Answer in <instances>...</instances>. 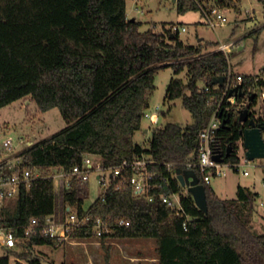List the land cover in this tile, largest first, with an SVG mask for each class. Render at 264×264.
Returning a JSON list of instances; mask_svg holds the SVG:
<instances>
[{
	"label": "trees",
	"instance_id": "1",
	"mask_svg": "<svg viewBox=\"0 0 264 264\" xmlns=\"http://www.w3.org/2000/svg\"><path fill=\"white\" fill-rule=\"evenodd\" d=\"M177 11L185 14L214 6L225 0H176ZM213 6V5H212ZM142 23L127 16V0H0V110L19 100H31L40 112L59 108L66 128L53 137L35 143L26 152L23 167L50 175L57 168L71 172L81 165L85 154L103 158L106 168L125 160L147 156L156 171L151 189L155 196H137L128 184H114L105 200L97 199L85 209L88 183L73 178L69 188H56L51 177L23 188L15 198V209L0 208V225L13 228L23 238L24 228L33 218L41 222L58 214L62 192L64 211L71 207L80 217L88 216L86 227L76 230L72 239L92 240L101 219L114 226L111 233L98 237L103 246L109 241L156 240V264H264V233L254 230L253 216L260 194L239 186L233 199L221 198L206 186L208 212L202 211L191 193L178 179L177 170L197 162L200 134L214 113L221 90L213 84L232 67L230 54L204 53L202 44H187L178 31L163 26L162 31L141 30ZM201 56L200 58H197ZM172 67L176 75L186 71L188 82L173 78L166 100L181 99L193 122L186 127L167 123L155 127L148 147L135 140L156 90L159 70ZM246 92L264 87V75H244L240 84ZM211 88L210 93L203 90ZM222 88V87H221ZM216 99L209 102L210 98ZM258 97L246 108L257 104ZM243 100L239 98V104ZM172 108L162 111L168 116ZM254 117V114L251 115ZM248 127L232 112L218 132L217 148L225 162L238 164V143ZM199 175V168H194ZM237 171V169L235 168ZM131 172L127 175L130 176ZM180 195L185 217L160 200V194ZM120 220L128 226H116ZM37 245L56 246L41 233L31 235L17 248L5 249L0 264H11V256L40 264ZM107 264L110 250L107 247ZM19 260V264H21Z\"/></svg>",
	"mask_w": 264,
	"mask_h": 264
},
{
	"label": "rangeland",
	"instance_id": "2",
	"mask_svg": "<svg viewBox=\"0 0 264 264\" xmlns=\"http://www.w3.org/2000/svg\"><path fill=\"white\" fill-rule=\"evenodd\" d=\"M216 5L215 3L212 4ZM210 5V6H212ZM208 6V8L210 7ZM226 21L223 25L213 28L208 24L202 10L180 14L174 0H127V16L142 23L141 30L154 28L162 31L163 26L178 31L181 40L191 45L202 44L204 53L216 51L221 43L236 42L230 54L233 70L238 73L256 74L264 68V0H230L229 4L221 7ZM183 28L186 30L184 31ZM203 38L200 42L199 39ZM200 42V43H199ZM237 54L235 56L234 54ZM264 75V73H262ZM173 78H182L188 82L186 71L180 75L174 73L172 67L161 69L155 78L156 90L152 96L150 108L146 111L152 118H143L141 130L135 134L137 143L145 147L150 145L152 131L155 127L167 123H176L182 127L193 122L191 113L184 107L181 99L167 101L168 86ZM262 88L257 87V114L264 112ZM242 102H240V105ZM171 112L164 117L162 111ZM66 122L59 108L48 112H40L31 100H19L0 110V145L6 138L18 141L21 137L35 143L49 139L66 128ZM264 136V134H263ZM245 147L239 142L240 162L238 171L229 168L220 177H213L211 188L221 198L233 199L237 196L239 186L248 187L258 192L253 216L254 230L264 233V158L244 162ZM94 161L99 158L93 157ZM250 172L249 176L243 174ZM103 192L98 181V173H92L88 183V195L84 206L89 208ZM15 200L6 203L10 209H15ZM57 219L63 221L67 212L64 211L62 192L58 196ZM107 247L110 250L111 264H155L157 262V247L154 239H129L109 241L102 245L98 237L92 240L73 241L59 247L52 245H37L35 253L43 260L53 264H107ZM19 253L30 252L27 247H17ZM0 256L7 253L0 250ZM11 264H19L18 258L10 257ZM21 260V259H19ZM22 264H29L26 259Z\"/></svg>",
	"mask_w": 264,
	"mask_h": 264
},
{
	"label": "built area",
	"instance_id": "3",
	"mask_svg": "<svg viewBox=\"0 0 264 264\" xmlns=\"http://www.w3.org/2000/svg\"><path fill=\"white\" fill-rule=\"evenodd\" d=\"M202 11L208 24L213 28H216L218 25H223L226 21L220 6H210L209 8L202 9ZM183 30L185 31L186 29L183 28ZM235 46L236 42L221 43L216 51H223L229 55ZM200 57L201 56H198L197 58ZM225 78L223 85H215L217 88H220L221 95L220 98L217 99L214 113L207 127L203 129L200 134L198 161L188 162L186 164V169L194 170L196 167L199 168L200 174L197 175L204 185H211L213 177H220L225 174L229 168L234 170L236 168L238 171L241 167V162L233 164L227 163L225 160L223 162H218L214 159L215 150H220L217 148L218 132L223 126L224 120L228 122L232 112H236V114L239 115L240 110L246 108L251 103L250 96L254 92H257L255 88L249 89V92H246L243 87L240 88L244 75L236 73L232 67L225 75ZM262 89V99L264 101V87ZM203 91L210 93L211 88L206 87ZM242 91L245 92L244 97L240 96ZM239 98L243 100L241 105L239 104ZM215 99V97L210 98L209 102ZM256 107L257 106L252 109L256 113V117H262L264 112L261 110L262 113L260 115L257 114L255 110ZM145 117L152 118L147 112L145 113ZM241 141L243 142V139ZM33 145L34 142L26 140L25 137H21L17 142L12 138H6L2 141L0 145V208L5 206L8 201L17 198L24 187L30 188L33 182L47 177H52L55 180L56 188H69L73 178H76L80 184L85 185L89 183L92 173L96 172L98 173L99 184L103 188V192L100 195L101 200H105L107 194L112 192L110 188L114 184H116L117 188H120L121 184H128L132 187L135 195L147 196L149 202H154L155 196L150 194V191L151 189H157L161 186V183L154 182L157 172L149 169V166L153 163L145 155L135 157L130 161L125 160L120 165L106 168L101 156L87 153L83 156L82 164L75 166L71 172L53 168L50 175H45L39 169L23 167V159L26 152ZM238 156L241 158L239 150ZM93 157L99 159L94 161L92 159ZM244 162H249L246 158V153ZM129 172H131L130 176L127 175ZM243 174L248 176L250 172L244 170ZM160 200L174 211L175 217L186 218L184 227L187 229V222L191 220V218L187 215L182 206L180 195L177 193L170 195L160 194ZM57 218L58 217L55 215H50L47 216L43 222L38 218H33L24 228L23 238L18 237L13 228L0 225V250L17 248L23 240L37 233L50 237L56 242L57 246H61L65 243H70L72 240L71 235L76 230L86 227L89 222L88 216L80 217L76 209L71 207L67 208V214L63 221ZM128 225L129 222L120 220L116 226ZM113 227L114 226L105 224L101 219L97 220L95 225L96 237L102 236L104 232L111 233ZM17 261H19V259Z\"/></svg>",
	"mask_w": 264,
	"mask_h": 264
},
{
	"label": "water",
	"instance_id": "4",
	"mask_svg": "<svg viewBox=\"0 0 264 264\" xmlns=\"http://www.w3.org/2000/svg\"><path fill=\"white\" fill-rule=\"evenodd\" d=\"M176 2V0H174ZM135 20V19H132ZM225 76L216 77L213 80L214 85H223ZM242 86H240L241 88ZM241 97L245 96V92L240 93ZM257 94L253 93L250 96L251 102L254 101ZM253 112L249 108L241 109L239 112V121L247 123L248 127L244 129L241 134L243 136V143L246 149V158L249 161L264 158V122L258 123L255 117H252ZM227 120H224L223 126H226ZM232 145H229L225 157H230L232 154ZM225 157L216 149L214 153V159L218 162H223ZM177 176L181 185L187 188L188 192L191 193L196 205L204 212H208V201L206 186L201 182L200 177L193 169H178ZM40 264H53L46 260H41Z\"/></svg>",
	"mask_w": 264,
	"mask_h": 264
},
{
	"label": "crops",
	"instance_id": "5",
	"mask_svg": "<svg viewBox=\"0 0 264 264\" xmlns=\"http://www.w3.org/2000/svg\"><path fill=\"white\" fill-rule=\"evenodd\" d=\"M226 2H230V0H225ZM203 40V38H201V39H199V41L201 42ZM199 42V43H200ZM188 44V43H187ZM215 51V50H214ZM213 52V51H212ZM235 56H237L238 55V53L236 54H234ZM262 73H264V68H262V69H260V71H259V73H256V74H247V73H241V74H243V75H251V76H257V75H262ZM250 175V174H249ZM248 175V176H249ZM85 207V206H84ZM85 209H88V208H85ZM73 241H84V240H81V239H72L71 240V242H73ZM57 246V245H56ZM57 247H59V246H57ZM156 263H158V258H157V262ZM155 263V264H156Z\"/></svg>",
	"mask_w": 264,
	"mask_h": 264
},
{
	"label": "flooded vegetation",
	"instance_id": "6",
	"mask_svg": "<svg viewBox=\"0 0 264 264\" xmlns=\"http://www.w3.org/2000/svg\"><path fill=\"white\" fill-rule=\"evenodd\" d=\"M255 106H256V105H255ZM255 106H254V107H255ZM254 107H253L252 109H254ZM252 109H251V110H252ZM252 112H253L252 114H254V117L257 119V122H258V123H263V122H264V114H263L262 117L257 118V117H256V116H257L256 113H255L253 110H252ZM252 114H251V115H252ZM241 123H242V122H241ZM263 133H264V132H263Z\"/></svg>",
	"mask_w": 264,
	"mask_h": 264
}]
</instances>
